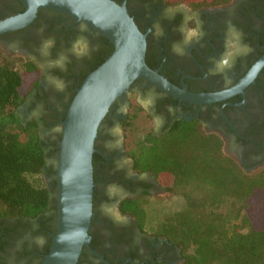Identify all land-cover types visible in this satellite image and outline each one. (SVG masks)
I'll list each match as a JSON object with an SVG mask.
<instances>
[{
    "label": "flooded vegetation",
    "instance_id": "obj_1",
    "mask_svg": "<svg viewBox=\"0 0 264 264\" xmlns=\"http://www.w3.org/2000/svg\"><path fill=\"white\" fill-rule=\"evenodd\" d=\"M114 1L125 3L146 35L147 64L179 88L186 86L194 93L232 88L264 55V0H230L201 8L170 0ZM22 12L19 0H0V22ZM106 39L90 25L47 8H40L28 25L0 34V47L7 55L30 58L38 68L29 77H41L39 85L19 113L25 121L38 119L47 152L59 150L62 121L77 89L112 54ZM134 103L142 106L141 117L158 120L154 134L166 132L176 121L196 119L205 131L223 139L225 152L243 168L264 167V65L240 91L208 104L181 101L145 79L136 80L98 130L89 232L90 247L100 256L84 247L77 264H180L182 260L178 246L145 232L121 211L128 198L165 193L152 173L135 168L126 145L124 128ZM55 157L49 156L47 162V169H56V176L48 177L51 191L57 179L59 155ZM57 192L52 195L57 197ZM50 215L48 211L45 216ZM41 227L39 219L0 216V264H40L55 234L47 224L45 230Z\"/></svg>",
    "mask_w": 264,
    "mask_h": 264
},
{
    "label": "trees",
    "instance_id": "obj_2",
    "mask_svg": "<svg viewBox=\"0 0 264 264\" xmlns=\"http://www.w3.org/2000/svg\"><path fill=\"white\" fill-rule=\"evenodd\" d=\"M229 1L169 2L201 8ZM110 46L112 53L114 47ZM37 69L30 58L7 55L0 47V216L39 219L41 229L47 224L54 234L58 208L52 194L57 179L52 181L51 191L45 177L56 176V169H47V162L51 155L57 159L59 150L47 152L38 119L25 121L19 113L39 85L40 77L26 83ZM131 108L124 128L126 137L134 132L143 112L138 103ZM130 154L135 168L152 173L178 204L168 208L160 204V197L145 192L142 198L124 200L121 211L132 216L145 232L178 246L180 264H264V167L243 168L225 152L223 139L205 131L196 119L176 121L159 135L148 129L134 139ZM259 193L262 211L255 216L252 205ZM150 199L156 203L148 207ZM155 210L161 215L152 223L151 211ZM48 211L51 215L47 218ZM51 243L52 239L45 254Z\"/></svg>",
    "mask_w": 264,
    "mask_h": 264
},
{
    "label": "water",
    "instance_id": "obj_3",
    "mask_svg": "<svg viewBox=\"0 0 264 264\" xmlns=\"http://www.w3.org/2000/svg\"><path fill=\"white\" fill-rule=\"evenodd\" d=\"M24 12L0 22V34L28 25L40 8L52 9L90 25L113 44L112 54L83 81L62 121L57 161L56 232L41 264H77L84 247H90L93 213V155L98 130L132 84L145 79L181 101L208 104L229 98L252 82L264 65V55L236 86L214 93L179 88L146 62L147 38L129 14L125 3L114 0H19ZM103 259V257H101Z\"/></svg>",
    "mask_w": 264,
    "mask_h": 264
},
{
    "label": "rangeland",
    "instance_id": "obj_4",
    "mask_svg": "<svg viewBox=\"0 0 264 264\" xmlns=\"http://www.w3.org/2000/svg\"><path fill=\"white\" fill-rule=\"evenodd\" d=\"M184 3V2H182ZM174 4V3H172ZM39 78V77H38ZM34 77H28L26 79V83L29 84V82L31 80H33ZM41 79V77H40ZM146 101H144L145 103ZM156 122V123H155ZM154 123L153 121L149 120L146 118V116L144 117H139L137 119V121L135 122V125H134V132L132 134L129 135V137H126V145L127 147L129 148H132L133 146V141L135 138H138L140 137L145 131H147L148 129H151L152 127H156L158 126V120H156ZM46 179V182L48 184V186L50 185V182H49V178L48 176L45 177ZM158 197L161 198L162 202L160 204H165L166 207H170L172 205V207H176L178 203H176L177 199L176 198H173L172 196H170L168 193H162V194H157ZM156 200L155 199H150V201L148 202V207L151 206H154L155 205V202ZM261 201H262V195L259 193L256 198L254 199V202H253V205H252V213H254L255 216H258L261 211H262V207H261ZM162 209V208H161ZM161 213L158 212V210H155L154 213H152L151 211V217H153L152 219V223H156L157 219H159Z\"/></svg>",
    "mask_w": 264,
    "mask_h": 264
}]
</instances>
